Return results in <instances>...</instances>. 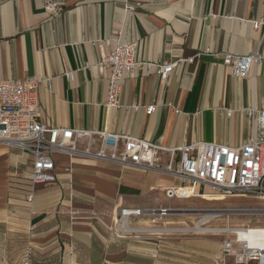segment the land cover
Segmentation results:
<instances>
[{"label":"crops","instance_id":"0c3cea01","mask_svg":"<svg viewBox=\"0 0 264 264\" xmlns=\"http://www.w3.org/2000/svg\"><path fill=\"white\" fill-rule=\"evenodd\" d=\"M60 1L66 9L53 17L43 0H0V80L53 79L51 89L39 91L44 124L130 135L167 148L248 141L252 123L242 111L264 109V59L239 79L223 55L264 56V0ZM122 42H137L145 61L194 60L179 63L167 80L156 69L128 74L123 107L108 110L110 69L97 64ZM150 105L155 110L147 115ZM87 144L78 140L81 149ZM91 148L99 150L98 136ZM54 157L57 182L34 186L31 155L0 144V237L19 242L16 264H219L224 240L118 231L123 210L170 209L164 203L210 195V187L139 167ZM168 161V153L159 155L160 166ZM169 189L176 191L172 199Z\"/></svg>","mask_w":264,"mask_h":264},{"label":"built area","instance_id":"2783aa9c","mask_svg":"<svg viewBox=\"0 0 264 264\" xmlns=\"http://www.w3.org/2000/svg\"><path fill=\"white\" fill-rule=\"evenodd\" d=\"M44 9L53 17L65 11L66 5L60 0H43ZM134 5L128 6L129 10ZM263 22H255L259 29ZM99 47L104 45L99 43ZM224 64L239 78H246L254 64L264 59L259 52L249 55L225 53ZM194 58L169 61L158 59L145 61L138 57V43H118L111 51H106L97 64L98 69H110L106 109L123 107L120 94L122 81L133 72L145 73L156 69L163 79L174 72L176 66ZM71 81L75 72L68 71ZM52 78L26 77L23 80H0V144L15 147L30 154L32 185L57 182V153L70 157H86L101 160L120 167H139L168 173L187 182L198 183L212 188L221 194H264V109L249 107L242 112L252 123V133L248 141L240 147L200 142L192 145L167 148L145 139L130 135H120L108 131H87L64 127H53L41 121L39 91L43 85L52 88ZM154 105L146 107L147 115H152ZM100 138V148L93 151L92 139ZM88 139L86 148L78 147V140ZM168 153L169 161L165 167L158 164L159 155ZM71 173L70 167H65ZM176 191L169 189L168 198ZM135 212V213H133ZM142 210H123L120 214L118 231L125 236L137 232L129 226V218L139 216ZM166 212V211H165ZM222 256L219 264H264V243H251L229 231L222 243Z\"/></svg>","mask_w":264,"mask_h":264},{"label":"rangeland","instance_id":"374dc122","mask_svg":"<svg viewBox=\"0 0 264 264\" xmlns=\"http://www.w3.org/2000/svg\"><path fill=\"white\" fill-rule=\"evenodd\" d=\"M210 195L189 196L185 202L174 201L164 203L171 210L165 217L159 216H134L130 220V226H134L142 235H153L169 238L186 236H207L218 240H225L227 234L199 233L194 230L197 222L207 215L219 214L220 217L213 219L207 226L213 229L237 226H257L264 223V194L263 195H223L214 193ZM213 193V194H212ZM143 208H161L160 205L146 206ZM152 211H145L150 214ZM227 214H232L230 225H226ZM225 215V216H224ZM156 221V224L152 223ZM205 226V227H207ZM139 235V234H138ZM16 239H9L8 244L3 243L0 237V264H16V258L20 255L17 250ZM5 246L7 250L5 249Z\"/></svg>","mask_w":264,"mask_h":264},{"label":"bare ground","instance_id":"6f19581e","mask_svg":"<svg viewBox=\"0 0 264 264\" xmlns=\"http://www.w3.org/2000/svg\"><path fill=\"white\" fill-rule=\"evenodd\" d=\"M216 194H221V193H216ZM223 195L230 196V195H248V194H223ZM251 196H255V195H251ZM170 199H172V198H170ZM131 211H135V210H131ZM145 211H147V210H142V212L139 216L149 215V216L165 217L168 215V211H170V209L148 210V211H152L150 214H145L144 213ZM133 213H135V212H133ZM262 215H264V214H262ZM226 216H227V220H225L227 223L226 225H230V220H231L232 214H227ZM218 217H220L219 214L205 216L201 221L196 223L194 230L199 232V233H209V232L213 231V233H216V234H228L229 231H232L236 235H238L240 238L246 239L251 243H259V242L264 243V225L263 226H261V225L237 226V227L227 226L226 228L223 227V228H217V229H213L212 227L207 226L213 219H216ZM152 223H156V221H153ZM205 226H207V227H205Z\"/></svg>","mask_w":264,"mask_h":264}]
</instances>
